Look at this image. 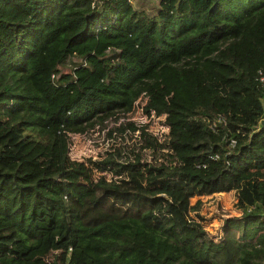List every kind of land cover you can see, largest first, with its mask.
Masks as SVG:
<instances>
[{
  "label": "trees",
  "instance_id": "trees-1",
  "mask_svg": "<svg viewBox=\"0 0 264 264\" xmlns=\"http://www.w3.org/2000/svg\"><path fill=\"white\" fill-rule=\"evenodd\" d=\"M131 1L0 0V264H264V0ZM139 98L173 163L70 158ZM230 191L215 240L190 201Z\"/></svg>",
  "mask_w": 264,
  "mask_h": 264
},
{
  "label": "rangeland",
  "instance_id": "rangeland-1",
  "mask_svg": "<svg viewBox=\"0 0 264 264\" xmlns=\"http://www.w3.org/2000/svg\"><path fill=\"white\" fill-rule=\"evenodd\" d=\"M131 2L134 8L145 10L150 14L155 13L159 4V0H132ZM144 103L145 98H139L132 110L123 117L112 118L106 121L105 126L97 125L86 133L72 134L70 158L79 161L93 160L102 159L106 154H111L119 162L126 159L138 161L143 165V168L139 170L144 173V166L173 163L174 156L167 142L168 127L164 123V117L147 115L143 110ZM127 122L132 123V128L116 129ZM143 129L145 133L156 139L155 148L150 146L143 134ZM124 176L125 172H117L112 166L93 170L95 179H105L110 182H118ZM190 202L198 206V210L192 212L195 220L203 225L206 235L215 240H219L222 236L225 219L241 214L236 205L235 191L193 197Z\"/></svg>",
  "mask_w": 264,
  "mask_h": 264
},
{
  "label": "water",
  "instance_id": "water-1",
  "mask_svg": "<svg viewBox=\"0 0 264 264\" xmlns=\"http://www.w3.org/2000/svg\"><path fill=\"white\" fill-rule=\"evenodd\" d=\"M264 129V116H262L258 121H257V126L255 129V132H258L260 130Z\"/></svg>",
  "mask_w": 264,
  "mask_h": 264
},
{
  "label": "built area",
  "instance_id": "built-area-1",
  "mask_svg": "<svg viewBox=\"0 0 264 264\" xmlns=\"http://www.w3.org/2000/svg\"><path fill=\"white\" fill-rule=\"evenodd\" d=\"M260 81H264V76L263 75L260 77Z\"/></svg>",
  "mask_w": 264,
  "mask_h": 264
}]
</instances>
